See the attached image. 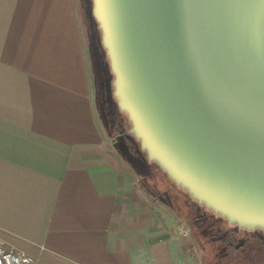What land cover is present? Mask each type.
Returning a JSON list of instances; mask_svg holds the SVG:
<instances>
[{
	"label": "crops",
	"instance_id": "obj_1",
	"mask_svg": "<svg viewBox=\"0 0 264 264\" xmlns=\"http://www.w3.org/2000/svg\"><path fill=\"white\" fill-rule=\"evenodd\" d=\"M78 13L0 0V240L43 264H178L167 205L96 101Z\"/></svg>",
	"mask_w": 264,
	"mask_h": 264
},
{
	"label": "water",
	"instance_id": "obj_2",
	"mask_svg": "<svg viewBox=\"0 0 264 264\" xmlns=\"http://www.w3.org/2000/svg\"><path fill=\"white\" fill-rule=\"evenodd\" d=\"M113 94L150 160L264 231V0H93Z\"/></svg>",
	"mask_w": 264,
	"mask_h": 264
},
{
	"label": "trees",
	"instance_id": "obj_3",
	"mask_svg": "<svg viewBox=\"0 0 264 264\" xmlns=\"http://www.w3.org/2000/svg\"><path fill=\"white\" fill-rule=\"evenodd\" d=\"M76 2H78L77 6L79 4L78 11L82 12L85 26L88 27L86 37L93 59L92 75L95 83L96 101L106 111L108 123L115 126L120 123L122 113L126 114V112L120 110L117 99L113 94L114 73L110 69L109 57L102 44V33L99 23L93 15L94 2L93 0H76ZM127 121L131 125L128 116ZM129 128H126L122 133L123 138L120 144L123 141V150L128 157L127 159L133 163L130 166L138 176V180L141 181L146 192L161 200L179 216L188 220L194 237L212 244L211 237L214 233L210 223H205L201 213L195 211L199 204H204L199 203L189 194L186 188L177 184L157 161L148 158L146 151L140 148V141L138 144L133 142V137L136 138V136L134 133L129 132ZM209 210L215 213L213 210ZM192 214L194 215L192 216ZM217 215L221 216L220 214ZM210 252L213 258L220 254L222 255V253L217 254L212 248ZM213 261L215 262L214 264H218L215 259Z\"/></svg>",
	"mask_w": 264,
	"mask_h": 264
},
{
	"label": "flooded vegetation",
	"instance_id": "obj_4",
	"mask_svg": "<svg viewBox=\"0 0 264 264\" xmlns=\"http://www.w3.org/2000/svg\"><path fill=\"white\" fill-rule=\"evenodd\" d=\"M117 129L121 141L124 128ZM195 211L201 213L205 223H210L214 233L210 246L217 254L222 253L215 258L218 264H264V231L261 227L246 228L229 223L205 205L199 204Z\"/></svg>",
	"mask_w": 264,
	"mask_h": 264
},
{
	"label": "rangeland",
	"instance_id": "obj_5",
	"mask_svg": "<svg viewBox=\"0 0 264 264\" xmlns=\"http://www.w3.org/2000/svg\"><path fill=\"white\" fill-rule=\"evenodd\" d=\"M78 8H79V4H78ZM78 17H79V21L81 25V31L85 37V43L87 44V47H88L89 68L91 69V72H92L93 59H92V55L90 54V49H89V45H88L87 37H86L88 27L85 26L82 12L80 13L79 11ZM130 126L131 125L127 121L126 114L122 113L120 117L119 127L117 128L119 129L124 128L123 130H125L126 128H129ZM118 133L119 131L116 129L115 134H118ZM108 138L110 139L111 137L108 136ZM122 142L119 145V148H120V153L123 156V160L127 163V165L129 166L130 164L133 165V163L127 159L128 157L123 150ZM133 142L138 144L139 140L133 137ZM139 187L140 188L142 187L144 189L141 181H139ZM144 191L146 192V190ZM160 212L163 215V217L167 220V223H169L170 230L172 228H175L176 230V234H177L176 240L179 245L178 247L179 251L176 254L175 258L178 264H214L215 263L213 261V259L215 258L212 257V253L210 252V249L212 248L210 246V243L201 241L198 238L194 237V235L192 234L191 225L188 222V220L179 216L170 206L163 205V207L160 209Z\"/></svg>",
	"mask_w": 264,
	"mask_h": 264
},
{
	"label": "built area",
	"instance_id": "obj_6",
	"mask_svg": "<svg viewBox=\"0 0 264 264\" xmlns=\"http://www.w3.org/2000/svg\"><path fill=\"white\" fill-rule=\"evenodd\" d=\"M0 264H43L24 251L0 240Z\"/></svg>",
	"mask_w": 264,
	"mask_h": 264
}]
</instances>
